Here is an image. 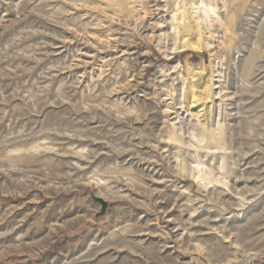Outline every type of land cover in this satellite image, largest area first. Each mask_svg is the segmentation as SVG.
<instances>
[{"label": "rangeland", "instance_id": "obj_1", "mask_svg": "<svg viewBox=\"0 0 264 264\" xmlns=\"http://www.w3.org/2000/svg\"><path fill=\"white\" fill-rule=\"evenodd\" d=\"M0 264H264V0H0Z\"/></svg>", "mask_w": 264, "mask_h": 264}, {"label": "water", "instance_id": "obj_2", "mask_svg": "<svg viewBox=\"0 0 264 264\" xmlns=\"http://www.w3.org/2000/svg\"><path fill=\"white\" fill-rule=\"evenodd\" d=\"M96 201L101 204V212L103 213L107 204L101 199H96Z\"/></svg>", "mask_w": 264, "mask_h": 264}]
</instances>
